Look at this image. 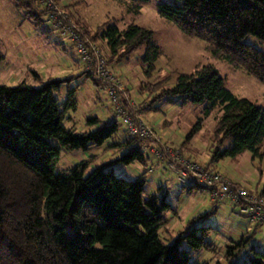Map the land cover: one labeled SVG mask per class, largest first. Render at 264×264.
I'll return each instance as SVG.
<instances>
[{"label": "trees", "instance_id": "trees-1", "mask_svg": "<svg viewBox=\"0 0 264 264\" xmlns=\"http://www.w3.org/2000/svg\"><path fill=\"white\" fill-rule=\"evenodd\" d=\"M12 1L38 22L45 21L41 17L47 13L37 0ZM133 9L138 12L140 5ZM156 9L184 33L210 43L221 58L235 62L264 84V47L246 41L254 36L264 45V0H158ZM79 26L104 51L109 66L128 60L144 46L145 72L155 70L161 51L149 28L130 23L120 29L105 21L91 33ZM48 30L57 31L49 26ZM80 76L101 86L85 68ZM68 81L51 79L39 87L23 82L13 87L0 84V264H209L192 262L189 251L180 247L185 241L193 250L214 248L209 239L212 227L196 224V219L209 214L188 220L176 240L166 244L159 230L174 208L162 186L144 197V173L125 179L100 165L84 176L86 161L56 171L61 149L87 150L109 141V148H127L117 160L124 165L145 164L149 158L144 142L127 135L124 127L125 139L114 140L122 125L116 116L108 121L86 118L84 130L66 128L64 121L71 120L70 112L77 107L73 88L66 86L64 97L59 98ZM162 97L181 104L205 103L186 140L201 129L204 117L217 112L210 162L244 151L252 159L264 156V109L235 96L213 66L178 73L172 85L154 94L141 109H156L152 103ZM227 139L229 143L222 147ZM182 188L210 191L198 183ZM259 193L264 196V185ZM251 238L252 233H246L232 240L225 245L224 263L214 264H264V253L253 245L251 255L241 258Z\"/></svg>", "mask_w": 264, "mask_h": 264}, {"label": "rangeland", "instance_id": "rangeland-1", "mask_svg": "<svg viewBox=\"0 0 264 264\" xmlns=\"http://www.w3.org/2000/svg\"><path fill=\"white\" fill-rule=\"evenodd\" d=\"M55 1H58L63 8L59 0ZM157 1L76 0V4L63 9L70 20L74 23H76L75 19L78 20L79 24L91 33L97 25L105 21L115 23L120 29L135 23L153 31L154 40L159 45L161 54L155 62V70L152 73L148 75L142 63L144 46L124 62L113 64L112 67L107 61L106 63L122 81L128 97L130 100L131 98L135 100H132L134 106L160 138L161 144L157 143L161 146L159 154L154 155L149 148L147 153L149 158L145 164L137 162L124 165L117 160L127 148H109L107 147L109 141L100 146L91 145L87 150L61 149L56 171L86 161L84 176L100 165L111 168L114 174L125 179H134L144 173L147 179L144 197L158 191L162 186L163 191L167 192V200L174 208V212L166 216L167 222L160 228L159 237L166 244H172L188 220L197 215L202 217L209 214L204 219H196V224L212 227L209 239L214 243V248L193 250L185 241L180 247L189 251L192 262L224 263L222 254L225 245L229 244L225 243L227 238L235 236L233 232L236 233L239 225H248L247 218H244L239 213V207L229 200L213 205L214 202L206 191L187 192L176 178L174 170L177 167L173 164L170 169L168 165L173 163L176 156L195 160L202 167L223 174L233 184L251 193H257L255 190H261L264 185V156L252 159L250 152L244 151L234 158H224L219 161L218 169L226 170L227 174L217 171L211 167L212 162L208 158L214 147L212 133L215 128L216 111L204 117L201 129L192 138L186 140L188 133L201 117L205 103L181 104L162 97L152 103L156 108L154 110H143L141 107L148 104L154 94L172 85L178 73H190L205 66H213L224 78L225 86L235 96L247 98L263 109L264 84L236 66L235 62L221 58L214 52V46L210 43L184 33L174 22L163 18L157 12ZM136 5H140V9L135 13L133 8ZM41 8L47 13L44 7ZM41 18L45 21L38 22L23 9L15 6L12 0H0V55L2 56L0 84L13 87L23 82L25 85L39 87L47 80L70 78V81L63 86L59 98L64 97L67 87L73 88L77 107L75 111L70 112L72 118L64 121V126L84 130L87 128L86 118L97 116L100 121L111 120L115 116L114 107L102 84L96 86L90 79L80 76L84 68L74 49L71 48L68 38L61 36L57 31L48 30L47 16L43 15ZM81 30L90 38L82 28ZM246 41L258 48L264 47L263 43L254 36L247 37ZM98 42L103 45L101 40ZM100 51L106 60L104 51L101 49ZM34 73L38 74L39 79ZM157 82L159 84L155 87L154 84ZM117 119L120 122L118 116ZM123 130V126L120 125L114 140L125 139ZM228 143L229 139L222 147ZM179 146H183L184 150ZM190 152L196 155L192 154L193 157ZM252 231L250 226L247 235L250 236ZM237 238L239 239L240 236L237 235ZM251 245L253 238L249 239L247 245L242 248V259H246L250 254Z\"/></svg>", "mask_w": 264, "mask_h": 264}, {"label": "built area", "instance_id": "built-area-1", "mask_svg": "<svg viewBox=\"0 0 264 264\" xmlns=\"http://www.w3.org/2000/svg\"><path fill=\"white\" fill-rule=\"evenodd\" d=\"M37 2L47 10L48 26L56 29L61 36L68 38L84 68L102 84L113 104L115 116L120 118V123L125 128L127 135L144 142L142 148L147 153L150 148L154 155H158L161 146L157 143L161 144L160 138L134 106L122 81L107 65L103 53L95 42L88 38L73 20L68 18L58 1L37 0ZM173 164L177 167V169H173L176 178L182 185L198 183L207 186L210 188L208 195L211 200H229L239 207V213L246 217L249 222L264 224V196L251 193L247 189L233 184L223 174L208 170L195 160L176 156L173 163H170L168 167L170 168Z\"/></svg>", "mask_w": 264, "mask_h": 264}, {"label": "crops", "instance_id": "crops-1", "mask_svg": "<svg viewBox=\"0 0 264 264\" xmlns=\"http://www.w3.org/2000/svg\"><path fill=\"white\" fill-rule=\"evenodd\" d=\"M59 2L61 3V5H67V6H70V5H74V4H76V0H59ZM12 3H13V1H12ZM68 11H69V9H68ZM70 12V11H69ZM75 17H76V15H75ZM77 18L78 19H80L78 16H77ZM70 42V41H69ZM70 46H71V48H72V45H71V43H70ZM73 49V48H72ZM144 113V112H143ZM191 153V155L193 154V155H196V154H194V152H190ZM192 155V156H193ZM194 157V156H193ZM209 159H210V156L208 157ZM221 161V160H220ZM219 164V161H217V162H213L212 164H211V167L213 168V169H216L217 171H221L220 170V168L218 169V167H217V165ZM224 167V166H223ZM221 172H223V173H225V174H227L226 173V170H224V169H222V171ZM255 191H260V190H255ZM210 200V199H209ZM211 204H212V202H214L213 203V205H215V204H217L218 203V201H212L211 202V200L209 201ZM245 218V217H244ZM249 222V221H248ZM249 225V226H248ZM248 225H243V226H238L237 227V231H236V233H234L233 232V234H235V236L233 237V238H231V237H228L227 238V241L225 242V243H231V241L233 240V239H235V240H237L238 238H237V235H239L240 237H242L243 235H245L246 233H249V227L251 226V228H252V236H253V246H254V248L256 249V250H258V251H261V252H263L264 253V224H254V223H251V222H249L248 223ZM257 234H258V237H257ZM229 235H231V234H229ZM227 245V244H226ZM251 255V251H250V254H248L247 256H250Z\"/></svg>", "mask_w": 264, "mask_h": 264}]
</instances>
